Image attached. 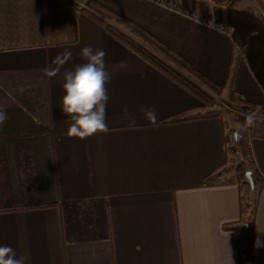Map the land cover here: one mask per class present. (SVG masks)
I'll list each match as a JSON object with an SVG mask.
<instances>
[{"label":"crops","instance_id":"1","mask_svg":"<svg viewBox=\"0 0 264 264\" xmlns=\"http://www.w3.org/2000/svg\"><path fill=\"white\" fill-rule=\"evenodd\" d=\"M97 1L224 85L221 95L264 103L258 0ZM86 46L106 52L109 132L79 139L67 135L62 85ZM66 50L71 59L50 76ZM142 108L156 110V124ZM214 108L86 14L0 0V246L27 264H264V139L251 140L255 213L245 205L241 216L242 179L226 148L234 126ZM179 117L188 118L164 122Z\"/></svg>","mask_w":264,"mask_h":264},{"label":"trees","instance_id":"2","mask_svg":"<svg viewBox=\"0 0 264 264\" xmlns=\"http://www.w3.org/2000/svg\"><path fill=\"white\" fill-rule=\"evenodd\" d=\"M62 6L72 7L76 11L82 12L101 24L106 32L115 38L118 42L129 48L131 51L136 53L143 60L150 63L153 67L157 68L161 72L168 75L172 80L177 82L190 94L198 98L205 105L211 106L214 104V100L211 98L209 93L220 94L223 90L224 85L219 84L207 74L195 67L190 61L184 56L178 53L175 49L167 45L165 42L160 40L150 31L145 29L135 21L120 15L108 6L102 4L97 0H54ZM229 2L231 0H228ZM261 3V15L264 19V1L258 0ZM164 58L170 61L174 66L169 65ZM203 87V89L201 88ZM230 101L237 105H248L254 106L255 104L242 99L237 96L234 92H230L228 95ZM188 117H179L171 120H182ZM243 127V134L239 139V147L242 148L244 153L248 156L244 159L245 170L251 171V176L254 182V206L251 211V215L255 213V206L261 191V186L256 185L253 170L255 164V157L251 148V140L253 138L264 139V122L255 121V123L249 127L245 123L244 117H239ZM235 144L236 137H234ZM226 142H228V135L226 136ZM227 152H230V148L226 146ZM215 177L209 175L204 177L203 182H209ZM240 180V178L238 179ZM240 183V200H241V216L245 212V205L248 206L245 201L246 196L244 194V188L241 180ZM8 210V209H3ZM0 210V211H3ZM225 228H236L231 223L225 224ZM240 243V239H239ZM242 257V254H241Z\"/></svg>","mask_w":264,"mask_h":264},{"label":"clouds","instance_id":"3","mask_svg":"<svg viewBox=\"0 0 264 264\" xmlns=\"http://www.w3.org/2000/svg\"><path fill=\"white\" fill-rule=\"evenodd\" d=\"M81 56L86 61L78 64L73 70L64 73V83L62 85L64 95L62 97V112L70 117V125L67 129L69 137L87 139L97 133H108L109 128L106 123V106L109 100L106 84L111 80V73L106 70L104 57L106 52L102 49L94 50L91 46H86L81 50ZM72 57L70 51H64L55 57L54 70L49 71L50 76L59 73L60 68ZM121 67H127L126 62H121ZM129 119V126H135V119L128 113V109H123ZM145 119L153 124L158 121V115L153 108H142ZM255 114H247L245 123L251 127L255 123ZM7 120V113L0 109V127ZM239 138V133L236 134ZM256 247H260V241L255 242ZM28 257L18 256L11 246H0V264H27Z\"/></svg>","mask_w":264,"mask_h":264},{"label":"rangeland","instance_id":"4","mask_svg":"<svg viewBox=\"0 0 264 264\" xmlns=\"http://www.w3.org/2000/svg\"><path fill=\"white\" fill-rule=\"evenodd\" d=\"M216 1L227 2L228 0H216ZM168 2L172 5L175 3V1H172V0H168ZM249 2H250V5L252 6H255V4H257L254 0H250ZM164 60L167 63H169V65L174 66L170 61L166 60L165 58ZM201 88L203 89V87ZM209 94L211 98L214 100L213 105H215V108L213 111L221 114V116H223V118L225 119L226 124L231 123V122L233 123L234 127H232V129L230 130L231 134L228 136L229 138L228 143H229V148H230V158H231L229 161H231L232 166L235 168V170H238L241 175V179L243 182L242 185L244 188V194L246 196L245 201L248 204L249 212H251L254 206L253 201H254L255 191L253 189L254 182H253V186H251L250 181L248 177L246 176V172L248 170H245L246 165H245L244 159H246V157L248 158V156L246 155V153H244L242 148L239 147V139L238 138L236 139V143H238V146L237 144H235V141H234L235 140L234 137H236L237 133H239V137L242 136L243 134V128H240L241 123L238 120V116L240 117L241 115L236 113V110L234 109L240 106L230 101L228 96L226 97L223 94L221 95V93L220 94L209 93Z\"/></svg>","mask_w":264,"mask_h":264},{"label":"built area","instance_id":"5","mask_svg":"<svg viewBox=\"0 0 264 264\" xmlns=\"http://www.w3.org/2000/svg\"><path fill=\"white\" fill-rule=\"evenodd\" d=\"M213 26L218 27L219 29L223 30L224 27L222 25H219L217 23H211ZM236 110V113L241 115L242 117H246L247 114H255V121L264 122V103L254 106H248V105H241L240 107L234 108Z\"/></svg>","mask_w":264,"mask_h":264},{"label":"water","instance_id":"6","mask_svg":"<svg viewBox=\"0 0 264 264\" xmlns=\"http://www.w3.org/2000/svg\"><path fill=\"white\" fill-rule=\"evenodd\" d=\"M246 176L248 177L251 186H253V179H252V176H251V171L248 170V171L246 172Z\"/></svg>","mask_w":264,"mask_h":264}]
</instances>
